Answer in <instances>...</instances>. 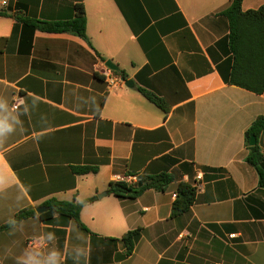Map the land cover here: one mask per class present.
<instances>
[{
	"label": "crops",
	"instance_id": "obj_1",
	"mask_svg": "<svg viewBox=\"0 0 264 264\" xmlns=\"http://www.w3.org/2000/svg\"><path fill=\"white\" fill-rule=\"evenodd\" d=\"M231 2L0 0V121L9 126L0 136V227L51 198L97 197L81 211L87 230L55 215L0 231V264H23L37 249L55 251L58 264H264V188L246 160L264 93L229 83ZM79 4L88 40L30 24L70 21ZM109 60L134 87L107 92L98 68ZM259 146L264 154V133ZM84 167L98 172L74 173ZM162 173L176 177L164 190L108 193L116 176ZM180 182L197 188L196 201L171 218ZM138 228L126 256L121 238Z\"/></svg>",
	"mask_w": 264,
	"mask_h": 264
},
{
	"label": "trees",
	"instance_id": "obj_2",
	"mask_svg": "<svg viewBox=\"0 0 264 264\" xmlns=\"http://www.w3.org/2000/svg\"><path fill=\"white\" fill-rule=\"evenodd\" d=\"M244 0H232L224 15L231 23V50L234 54V65L230 74L229 83L252 91L256 94L264 93V7L258 10L244 12L242 9ZM77 15L66 22L31 21L30 24L45 32L61 33L69 32L86 40L87 17L83 4L76 7ZM122 77H126L124 71H117ZM146 98L162 110H166L164 101L158 97L140 89ZM264 133V116H259L246 131V144L248 149L247 162L256 169L259 175V186L264 188V154L259 146V140ZM256 137L257 144L250 146L252 137ZM98 168H76L74 173L85 175L97 173ZM176 181L172 174L162 173L153 177H141L137 185H129L124 182H113L108 189L109 194L120 198H137L146 190H164ZM197 188L188 182H180L177 189V197L172 206L171 218H177L189 212L196 201ZM97 200V197L80 202L61 201L57 198L47 200L43 206L49 210L38 214L33 208L18 212L15 217L0 227V231L7 230L20 224L26 219L39 216L41 221L50 222L55 215L74 221L79 227L87 230L80 219L82 209ZM144 230L138 228L129 231L122 238L126 248V256H132L136 243ZM160 264H170L162 261Z\"/></svg>",
	"mask_w": 264,
	"mask_h": 264
},
{
	"label": "built area",
	"instance_id": "obj_3",
	"mask_svg": "<svg viewBox=\"0 0 264 264\" xmlns=\"http://www.w3.org/2000/svg\"><path fill=\"white\" fill-rule=\"evenodd\" d=\"M3 5H6V1L2 3ZM98 72H100L104 78V81L106 83V90L107 92H112L115 91L116 89L126 86L125 85V80L119 74L117 71L113 70L112 68L108 67L106 64H103L98 68ZM19 106V102L16 101L14 108L17 109ZM198 179H202V173L200 172L198 174ZM141 181L140 176L136 175H121V176H116L115 182H124L129 185H137ZM174 198L177 197V194L173 195ZM38 241H31L29 242L30 247H34Z\"/></svg>",
	"mask_w": 264,
	"mask_h": 264
},
{
	"label": "clouds",
	"instance_id": "obj_4",
	"mask_svg": "<svg viewBox=\"0 0 264 264\" xmlns=\"http://www.w3.org/2000/svg\"><path fill=\"white\" fill-rule=\"evenodd\" d=\"M7 130H9V126L5 125L3 121H0V136H3ZM6 186V179L0 176V191H3ZM57 256L58 254L55 251L44 255L40 249H37L35 252L23 258V264H58Z\"/></svg>",
	"mask_w": 264,
	"mask_h": 264
},
{
	"label": "water",
	"instance_id": "obj_5",
	"mask_svg": "<svg viewBox=\"0 0 264 264\" xmlns=\"http://www.w3.org/2000/svg\"><path fill=\"white\" fill-rule=\"evenodd\" d=\"M106 65L110 68H112L113 70L115 71H119V67L114 64L111 60H109ZM123 79L125 80V85L129 88H132L134 87V82L131 81V80H126V77H123ZM257 144V139L256 137H252L251 140H250V146H255ZM104 195H106V193H104L103 195H99V197H103ZM49 210V207H46V206H40L39 208L36 209L37 213L40 215L46 211Z\"/></svg>",
	"mask_w": 264,
	"mask_h": 264
}]
</instances>
